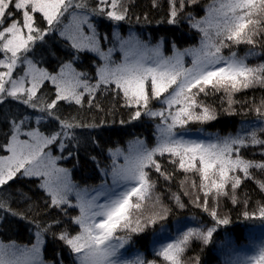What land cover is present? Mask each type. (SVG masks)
<instances>
[{
    "label": "snow or ice",
    "instance_id": "6c2138e0",
    "mask_svg": "<svg viewBox=\"0 0 264 264\" xmlns=\"http://www.w3.org/2000/svg\"><path fill=\"white\" fill-rule=\"evenodd\" d=\"M0 264H264V0H0Z\"/></svg>",
    "mask_w": 264,
    "mask_h": 264
},
{
    "label": "trees",
    "instance_id": "16d2710c",
    "mask_svg": "<svg viewBox=\"0 0 264 264\" xmlns=\"http://www.w3.org/2000/svg\"><path fill=\"white\" fill-rule=\"evenodd\" d=\"M245 232H246V230H245L243 225L234 226L230 230V233L233 236L236 243H240V244H244L243 242H245L247 240V239H245L246 236H244Z\"/></svg>",
    "mask_w": 264,
    "mask_h": 264
},
{
    "label": "rangeland",
    "instance_id": "374dc122",
    "mask_svg": "<svg viewBox=\"0 0 264 264\" xmlns=\"http://www.w3.org/2000/svg\"><path fill=\"white\" fill-rule=\"evenodd\" d=\"M244 236H246L245 237V239H247L245 242H243L244 244H247V242H248V235H247V233L245 232V235ZM237 245H241L240 243H237Z\"/></svg>",
    "mask_w": 264,
    "mask_h": 264
}]
</instances>
